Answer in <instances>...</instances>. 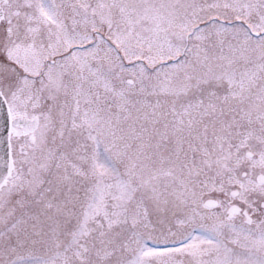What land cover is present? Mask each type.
<instances>
[{
	"label": "snow or ice",
	"instance_id": "obj_1",
	"mask_svg": "<svg viewBox=\"0 0 264 264\" xmlns=\"http://www.w3.org/2000/svg\"><path fill=\"white\" fill-rule=\"evenodd\" d=\"M0 264H264V0H0Z\"/></svg>",
	"mask_w": 264,
	"mask_h": 264
}]
</instances>
